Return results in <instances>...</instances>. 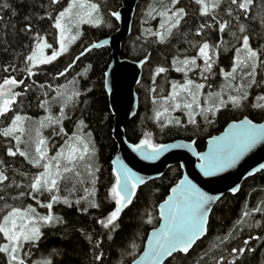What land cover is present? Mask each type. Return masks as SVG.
<instances>
[{"label":"trees","instance_id":"trees-1","mask_svg":"<svg viewBox=\"0 0 264 264\" xmlns=\"http://www.w3.org/2000/svg\"><path fill=\"white\" fill-rule=\"evenodd\" d=\"M159 1L163 0L140 1L132 33L125 41L121 53L122 58L133 61L147 59L143 77L137 87L140 99L139 110L137 115L125 125L128 140L137 143L150 134L155 143H167L177 139L195 141L200 151H203L207 139L219 134L232 121L241 120L244 117L255 122L264 121V111L251 106L255 102V96L264 94V91L254 88L243 108H224L214 117H209L212 123H207L203 117L196 116L198 127H194L187 123L186 112L176 111L172 112V116L179 118L181 125L171 124L161 127V124L154 119L159 103L154 104L153 100L162 101L170 94L171 83L182 81L183 73L176 72L171 63L177 53L179 52L181 59L185 56L196 55V50L186 43L185 39L197 44L207 41L213 45H220L219 58L208 80L201 79L199 69L189 73V78L205 84V97L202 99L206 98L207 92L219 91L224 85L221 70H231L235 49L241 45L238 43L240 35L238 26L224 11L230 5V0H224V5L218 10V19L230 21V26L224 33H220L218 25H214L213 28H206L203 35L196 36L195 32L201 23L214 24V22L211 17L200 15L194 0H180L177 7H184L187 16L182 21L179 34L174 36L168 44L156 43L155 38L147 33L148 30L154 31L159 26L160 18L152 19L147 13L153 6H163H159ZM3 2L4 0H0V3ZM7 2L12 7L0 9V16L3 17V20H0V83L6 76L11 75L18 80L24 79V84L18 91L28 86L27 92L18 98L17 105L14 106L15 114L31 118L26 125L28 128L26 138H34L35 128L38 127L37 121L49 114L45 108L40 107L45 100L50 102L51 114L59 116L62 105L60 101L54 99L57 96V90L68 94L72 91H79L81 94L75 99V106L69 104L66 109L70 118L64 120V129L71 136L75 133L80 120L84 121L87 126L85 132L91 133V140L96 150V163L100 168L97 174L99 180L95 185V195L89 197L90 200L94 199L99 203L100 208H91L86 201L81 199L87 195L83 189H91L92 185L87 182L81 185L76 182L72 174H68V178L61 183L60 195L68 197L73 202L81 199V204L73 203L72 207H68L63 203H58L53 206L52 213L62 217L63 223L43 229L44 236L37 246L31 248L30 255H28L29 264H37L38 261L44 259H51L53 264H130L132 257L127 253L133 244L137 252L135 258L143 251L149 232L160 222L157 207L165 200L172 186L181 178L182 170L179 166L172 167L162 178L151 181L140 188L133 203L121 214L117 221L118 227L114 232L104 229L98 223L99 219H104L114 208V201L110 198V189L115 183L111 161L116 154L117 146L112 138L113 115L109 109L104 87V75L111 58L110 50L108 48L92 50L77 60L75 65L73 63L87 47L106 38L118 28L112 13L119 9L122 0L100 1L99 15L103 21L102 24L99 27L85 25L82 35L68 52L53 63L36 69L37 75L32 77H26V73L19 71L24 68L23 54L29 53L28 46L30 45L29 37L21 29L30 23L34 32L46 37L48 42L56 47L58 30L53 28V22L46 17L49 14L57 15L58 12L55 10H63L71 0H60V4L51 7L50 0H7ZM169 2L171 3V0L165 5L170 4ZM261 3L262 0H254L251 6L255 19L252 16L248 19L241 16V22L247 28L246 34L250 36V44L257 49L264 48V23H261L260 19V16L264 15V8L260 7ZM13 10L15 15L12 14ZM26 16L30 17V20H25ZM41 16L45 19H40ZM232 32L237 33V38L231 35ZM184 34L187 36L185 37ZM31 46L34 47V42ZM198 63L203 66L202 60H198ZM9 64L16 67L18 71L5 73L3 68ZM69 65H72L70 70L66 75L61 76L60 72ZM161 66L167 67L169 71L155 76V69ZM257 79H261V76L258 75ZM33 81L35 84L32 83ZM40 85L45 87L41 88ZM153 88L155 92L152 91ZM12 115L13 113H9V116ZM162 122L166 123L163 120ZM8 123L9 121L0 119V128L7 126ZM41 132L49 142V155L55 156L56 152L64 146L66 138L50 127L41 129ZM14 143L15 141L0 137V160L5 161L10 178L15 179L17 183L28 184L29 179L18 173H25L30 178L38 170L32 168L23 157L7 156V148L13 146ZM22 147H26L29 152L33 150L31 144ZM78 170L87 181L88 177L84 175L83 167L81 166ZM73 184H75V190L69 195V189ZM23 190L26 189H21ZM9 192L12 195L17 194L16 189H9ZM37 199L41 203L49 202L47 193H44L42 198L37 195ZM8 202L15 203L17 206L28 204L33 207L38 206L31 197ZM2 204L3 202L0 201V206ZM256 207H264V171L247 179L237 195L228 194L223 197L211 214L206 237L198 242L188 255L177 254L166 264H216L221 258L224 259V264H228L234 258L230 254L231 250L245 247L243 244L245 240L249 243L242 256L239 253L235 255L236 264H264V214L253 211L251 217L245 220L243 231L238 226V221L244 219L243 213ZM40 209L47 212V209ZM150 217L153 220L152 224L146 222ZM256 221L259 222V226H252ZM229 233H232V236L220 243L221 238L228 237ZM88 236L92 237L91 242L87 239ZM256 236L261 239H253ZM96 241L101 242L99 248H94ZM97 253L103 254L102 259H94ZM0 264H3L2 259H0Z\"/></svg>","mask_w":264,"mask_h":264},{"label":"snow or ice","instance_id":"snow-or-ice-1","mask_svg":"<svg viewBox=\"0 0 264 264\" xmlns=\"http://www.w3.org/2000/svg\"><path fill=\"white\" fill-rule=\"evenodd\" d=\"M194 3L198 6L201 16L211 17L214 22V24L201 23L195 32L196 36L203 35L206 28H213L214 25H218L220 33H224L229 28V20L218 19V10L224 5V0H194ZM58 4H60V0H50V7ZM179 4L180 0H171L168 5L153 6L149 9L148 17L160 18L158 30H148L147 33L155 38L156 43L168 44L174 36L179 34L182 21L187 16L184 7H177ZM253 4L254 0H230V5L224 9L225 14L238 26L240 34L238 43L241 46L235 49L231 70H221L225 81L224 85L219 91L207 92L205 99H202L205 97V84L188 78L189 73L199 69L201 79L208 80L219 58L220 45H213L207 41L197 44L185 39V42L196 50V55L193 57L185 56L181 59L178 52L171 62L176 72L183 73L185 82H172L171 92L167 97H164L160 102L153 100L154 104L159 103V107L155 110L154 119L161 124V127L171 124L181 125L180 119L171 115L172 112L176 111L186 112L187 123L194 127H198L196 116H201L205 122L212 123L213 121L209 117H214L224 108H243L249 100L252 89L260 88L264 91V48L252 47L250 36L246 34V25L241 22V16L244 19H248L249 16H252L253 19L256 18L252 15L251 6ZM11 7L7 0L0 3V9ZM260 7L264 8V0H262ZM55 11L58 12L57 15L49 14L46 18L51 20L53 28L58 30V49L54 48L46 37L34 32L30 23L21 29L30 40L29 53L23 54L24 68L19 70L26 73V77L36 76V69L39 66L51 64L68 52L69 45L77 41L82 35L80 32L82 25L99 27L103 22L99 15L100 6L90 2V0H71L63 10L56 9ZM12 14H16L14 10ZM112 15L117 20L120 19L119 13L113 12ZM40 19H45V17L41 16ZM260 19L261 23H264V15L260 16ZM0 20H3L2 16H0ZM25 20H30V17L26 16ZM13 28H15L14 25ZM184 35L187 36V34ZM231 35L237 38L236 32H232ZM33 42L34 47L31 46ZM92 47L98 48L100 45L94 44ZM47 49L52 50L50 55L46 53ZM7 50L5 47V51ZM79 58V56L76 57L77 60ZM198 60L203 61V66L198 63ZM71 66L69 65L68 68L60 72V75H66ZM3 71L11 73L18 71V69L9 64L3 68ZM168 71L167 67H157L155 76H160ZM258 75L261 76L259 80L257 79ZM153 82L155 83V80ZM32 83L35 84V81ZM23 84L24 79L18 80L11 75L6 76L0 83V119L9 121L7 126L0 128V137L15 141L14 145L6 150L8 157H23L32 168L38 171L30 178L25 173H18L29 179V182L28 184L17 183L8 175L5 161L0 160V193H2L0 194V201L3 202L0 206V259H2L3 264H29L28 255H30L31 248L37 246L44 236L43 229L63 223L62 217L52 213L55 204L63 203L72 207L73 203L80 205L82 199L87 202L89 207L100 208L99 203L94 199H89L95 195V185L99 180L97 174L100 171L95 159L96 150L91 140V133L85 132L87 126L83 120H80L75 133L71 136L65 131L63 125L64 120L70 118L66 109L69 104L75 106V99L81 93L72 91L68 94L57 90V96L54 99L60 101L62 105L59 116L51 114L50 102L45 100L40 107L45 108L49 114L44 119L37 121L38 127L35 128L34 138L27 139L28 128L26 125L31 118L15 114L16 109L14 107L17 105L18 98L28 90V86H25L22 91L17 90ZM40 87L45 86L40 85ZM152 91L155 92V88ZM251 106L264 111V94L256 95L255 102ZM9 113H13V115L9 116ZM162 118L166 123L162 122ZM46 127L53 128L58 134L66 138L64 146L56 152L55 156L49 155V142L41 132V129ZM259 142H264V124L253 123L252 120L245 117L239 123L230 124L228 132L224 136L210 141L209 143L215 147L207 155L197 153L199 159L203 161L200 168L205 175H211L233 165L245 152ZM29 144L33 148L31 152L27 151L26 147H22ZM130 147L133 151L139 152L145 159H155L168 147L176 146L154 143L151 135L147 134L138 144L130 145ZM114 163L118 164L114 170L115 183L110 189V198L114 201V208L104 219L98 220V223L110 232L117 229V221L124 209L132 203V197L135 195V190L140 182V178L135 176L124 164L118 161H114ZM81 166L84 175L88 177L87 181H85L81 171L78 170ZM68 174H72L76 182L81 185L86 182L92 185L91 189H83L87 195L74 202L68 197H61L60 195L61 183L68 178ZM9 189H16L17 194L12 195ZM21 189L26 190L21 191ZM74 190L75 184L69 189V195ZM171 191L172 195L160 205V218L163 223L148 237L147 248L139 260L135 258L137 255L136 246L135 244L132 245L131 250L127 253L128 256L132 257L130 264H162L164 258L172 256L173 253L188 254L201 235L205 233L211 202L214 199H219V197L213 198L200 191L186 176ZM44 193L48 194L49 202L47 203H41L37 199V195ZM25 197H31L40 208L47 209V213L41 214L37 207H33L31 204L17 206L15 203L8 202L9 200L13 202L22 200ZM83 211L86 212L87 209H83ZM253 211L264 214V207H256L243 213L244 219L238 221L241 231L245 226V220L251 217ZM146 222L152 224L153 220L150 217ZM252 226L258 227L259 222H254ZM231 236L232 233H229L228 237L221 238L220 243ZM87 239L92 241L91 236H88ZM253 239L260 240L261 237L256 236ZM248 243L245 240L243 241L245 247L231 250L230 254L234 258L228 264H236L235 255L239 253L242 256ZM100 244V241H96L94 248H99ZM102 256V253H97L94 259L100 260ZM37 264H53V262L51 259H44L38 261ZM216 264H224V259H219Z\"/></svg>","mask_w":264,"mask_h":264},{"label":"water","instance_id":"water-1","mask_svg":"<svg viewBox=\"0 0 264 264\" xmlns=\"http://www.w3.org/2000/svg\"><path fill=\"white\" fill-rule=\"evenodd\" d=\"M140 1L141 0H122L121 6L116 11V13H119L120 19L117 20L115 16L112 15L118 24V28L106 38L94 43L95 45H100V47L93 48L92 45L94 44L87 47L83 54L81 53L79 55V59L83 58L92 50H99L102 48H108L110 50L111 58L104 75V87L108 97L109 109L113 115L112 138L117 146V151L111 161V166L114 173V170L118 167V164L114 163V161H118L129 168L135 176L140 178V182L135 190V195L132 197V203L140 188L151 181L162 178L170 168L176 166L181 168L182 176L172 188L177 187L180 180L184 179L186 176L200 191L213 198L219 197V199H214L211 202V210L206 220V231L190 249V253L196 244L206 237L211 214L219 201L228 194L237 195L247 179L264 171V142L257 143L254 147L245 152L233 165L216 171L211 175H205L201 170L200 165L203 161L199 159L197 153L200 155H207L215 147V145L209 142L214 141L217 137L224 136L225 133L228 132L230 124L239 123L245 117L241 120L230 122L219 134L208 138L203 151H200L195 141L183 139L161 143L169 146L175 145L176 147H168L155 159H145L139 152L133 151L130 145H135L139 142L132 143L128 140L125 125L137 115L139 110L140 99L137 93V87L143 77L147 59L133 61L122 58L121 53L125 41L132 33L133 23ZM88 49L91 50L89 51ZM75 63L73 65H75ZM21 86L22 85H20L17 90H19ZM253 123L264 124V121H253ZM172 188L165 200L157 207L160 222L156 228H159L163 223V220L160 218V205L172 195ZM234 189L236 190L235 192L233 191ZM130 205H128L124 211ZM156 228L149 232L148 237ZM148 237L143 251L136 258L137 260L140 259L144 250L147 248ZM177 254L188 255L181 252L173 253L172 256L165 257L162 264H166L168 260Z\"/></svg>","mask_w":264,"mask_h":264},{"label":"rangeland","instance_id":"rangeland-1","mask_svg":"<svg viewBox=\"0 0 264 264\" xmlns=\"http://www.w3.org/2000/svg\"><path fill=\"white\" fill-rule=\"evenodd\" d=\"M100 1H105V0H90V2H92V3H97L99 6H100ZM168 1L169 0H163V1H159L160 3H159V6H161V5H165V4H167L168 3ZM167 2V3H166ZM170 3V2H169ZM148 7V6H147ZM101 18V17H100ZM159 18V17H158ZM85 25H82L81 26V29H80V32L82 33V29H83V27H84ZM156 30H158V27L157 28H155L154 29V31H156ZM76 42V41H75ZM75 42L74 43H72V44H70L69 45V49H68V51L70 50V48L75 44ZM54 48H57L58 49V47H59V44H58V38H57V46L55 47V46H53ZM51 49H47L46 50V53L47 54H51ZM42 66H44V65H41V66H39L38 68H40V67H42ZM193 72V71H192ZM192 72H190V74L192 73ZM189 78V77H188ZM185 82V77H184V75H183V79H182V81L180 82V83H184ZM214 92V91H213ZM171 115H172V113H171ZM162 120H163V118H162ZM154 142V141H153ZM41 198H42V195H39ZM34 207H37V210L39 211V212H41V214H46L47 212L46 211H41V209H40V207L39 206H34Z\"/></svg>","mask_w":264,"mask_h":264},{"label":"bare ground","instance_id":"bare-ground-1","mask_svg":"<svg viewBox=\"0 0 264 264\" xmlns=\"http://www.w3.org/2000/svg\"><path fill=\"white\" fill-rule=\"evenodd\" d=\"M95 43H96V42H95ZM93 44H94V43H93ZM75 62H77V60H76V59H75L74 63H75ZM74 63H73V64H74Z\"/></svg>","mask_w":264,"mask_h":264}]
</instances>
